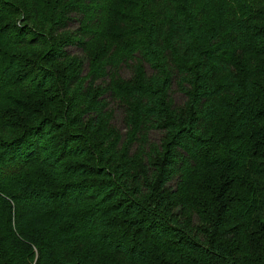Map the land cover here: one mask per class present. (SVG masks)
<instances>
[{
	"label": "trees",
	"instance_id": "trees-1",
	"mask_svg": "<svg viewBox=\"0 0 264 264\" xmlns=\"http://www.w3.org/2000/svg\"><path fill=\"white\" fill-rule=\"evenodd\" d=\"M111 3L0 0V264H264V0H132L61 77Z\"/></svg>",
	"mask_w": 264,
	"mask_h": 264
},
{
	"label": "rangeland",
	"instance_id": "rangeland-1",
	"mask_svg": "<svg viewBox=\"0 0 264 264\" xmlns=\"http://www.w3.org/2000/svg\"><path fill=\"white\" fill-rule=\"evenodd\" d=\"M132 0H112L111 6L108 7L107 12L101 16H95L94 24L84 25L82 27L93 28V30H99V26L104 33V40L99 43V40L92 41L93 48L88 52H81L76 46L68 48V53L71 55L69 59L55 65V70L61 77L67 78L69 75L78 74L79 76L86 77L90 69L95 65H98L99 52L104 49H112L123 41H129L130 35L133 33L134 13L131 10ZM78 29V23L70 25V33L64 35L65 37L74 36V31ZM121 39V42L119 41ZM120 75L123 78H129V73L125 69L120 70ZM93 95L95 102L99 104V90L104 89L108 84H103L99 87V81L95 83ZM100 90V91H101ZM39 96L33 98V103L39 102ZM181 97L176 96V100L180 101ZM19 103H23L19 100ZM106 107L112 106L111 114H109L112 123L116 124L119 129H122L121 120L124 116V112L127 110V105H123L121 102L109 100L104 102ZM29 104V103H28ZM44 106L50 107V102L44 97ZM31 110H37V107L30 106Z\"/></svg>",
	"mask_w": 264,
	"mask_h": 264
}]
</instances>
